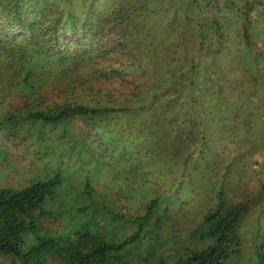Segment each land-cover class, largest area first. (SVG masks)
<instances>
[{"label": "trees", "instance_id": "trees-1", "mask_svg": "<svg viewBox=\"0 0 264 264\" xmlns=\"http://www.w3.org/2000/svg\"><path fill=\"white\" fill-rule=\"evenodd\" d=\"M218 55L239 60L238 87ZM53 85L62 104L47 103ZM84 126L73 155L89 165L91 149L104 166L60 187L75 189L80 219L49 232L60 133ZM216 133L230 147L212 146ZM4 138L41 163L30 184L0 186V256L12 264H264V0H0L8 160ZM179 201L182 216L170 213ZM100 209L103 223L87 221Z\"/></svg>", "mask_w": 264, "mask_h": 264}, {"label": "rangeland", "instance_id": "rangeland-1", "mask_svg": "<svg viewBox=\"0 0 264 264\" xmlns=\"http://www.w3.org/2000/svg\"><path fill=\"white\" fill-rule=\"evenodd\" d=\"M261 34H262V32H261ZM259 41H260V39H259ZM214 59H215V56H214ZM219 60H221L220 63L224 66V68L229 69V71L231 72V74L228 76V79H223V80L227 81V82L224 81L225 85L226 86L231 85L233 88L238 87L239 82L236 81L237 80L236 78L242 77V79L244 80L242 71L239 68V64H240L239 60L237 58H234L232 61V60H228L226 58H223V56H221V55H218L217 61H219ZM240 60L243 62L244 58L240 57ZM212 68H213V66H212ZM212 68H211V66H209L207 69V72H214L215 73L216 70L214 68L213 69ZM224 75H225V73H224ZM47 90H48L47 103H51V104H59L60 103V104H62L64 102V99H65V94L63 92L64 87L53 85V86H50ZM225 111H226V108H223V112H222V115L220 117H223V115L227 114V120L228 121L231 120L232 113L230 114V112L232 110H229L226 112ZM218 112H219V110H218ZM218 112H216V113H218ZM206 115H207V113H206ZM75 125H77V127L82 126L83 125L82 120L76 119ZM62 128H63V126H62ZM80 129L82 131H79L77 133V131L75 130L74 127H70V129H68V131L66 133H62L65 130H62L60 133V135H61L60 138L66 140V143H67V145L64 149H63V147L61 148L63 150L61 152L62 157L60 159V171L62 170L64 180H63L62 184H60L59 186L56 187L54 194L58 193L59 191H63V192H61L59 194V196H57L51 204V206H52L51 211L55 212V217L53 216V218L50 217V218H46V219L42 220L43 226L49 232L55 231V230H63L65 228V221H63V219L67 220L66 223L69 221L67 227H69L70 224H71V226H73L72 223L74 225H76L78 222L77 220L80 219V217H77L71 223V218L75 215L74 214V204H75V202L78 201V199H76L74 197L75 189H72V188L71 189H67V188L64 189L63 188L60 190V187L63 184L65 185V183L67 181L69 183L72 182L71 184L77 185L78 183H80L79 181H83V180H81L83 177H84V179H86L88 177L87 176L88 170L92 169L94 164L98 165V163L100 162V167L104 166L103 158H101L99 156V153H98V156H97V154L95 155V153L89 147L88 148L90 149V151L94 155V157L92 159H90V164L86 165L85 160H83L84 162H77L76 158L73 155V150L70 146L72 145L73 140L77 139L79 133L82 134V132H86V131L88 132L91 130L90 127L87 128L85 126L81 127ZM219 133H221L223 136H225L227 138H232L230 130L223 133L219 129ZM218 135H219L218 133L212 135V138H211L212 146L218 147L220 145V147L224 148V149H227L228 147H230L231 141H233V140H228L227 145H225L223 143L220 144L219 142H217V139L219 137ZM90 136L92 138V139H90V142L93 145V143L95 142L94 139L96 137V133L91 132ZM83 139H84V136L82 134V137L77 140L76 145H78V146L82 145L81 147L83 148ZM2 143L7 145L9 150L6 154L8 157V160L0 159V186L23 187V186L30 184L31 180L40 178L41 172H40L39 168L41 166V163L38 161L37 155L34 152V148L31 146V144H28V147H27L26 145H23L20 143H15L13 140L8 139V138H4ZM98 152H100V150ZM107 159H108V157H107ZM98 175H99L98 178H100V174H98ZM101 177H102L101 182H100V180L95 181V185H96V183H98L97 185L100 188H104V187H106L105 183H107L109 180L108 179L109 178V172H107L105 168L102 169ZM100 188L97 192L99 194L101 191ZM126 192H127V189L124 193H126ZM174 193H175V191H174ZM194 199H196V198L194 197ZM125 201L126 200L124 198V195H122L120 204L124 203ZM179 202H180L179 206L173 205L170 207V213L175 212V213H178L179 215L182 216L185 213V212L184 213H182V212L187 211V207H185V205H184V203H182V201H179ZM189 205H190V203H189ZM189 205H188V207H189ZM123 210L125 212H127L128 210H131V207L129 206L127 208H123ZM71 212H73L72 216H71ZM132 213H134V212L132 211ZM85 217L87 218V221L93 219L92 217H95V218L97 217L100 221H102V223L105 220V214L101 209L97 214H94V215H91V214L89 215V213L86 212ZM62 232H59V233H62ZM188 242L189 241L187 240L186 243H188ZM0 264H12V260L10 257L0 256ZM50 264H58V263L50 262Z\"/></svg>", "mask_w": 264, "mask_h": 264}]
</instances>
